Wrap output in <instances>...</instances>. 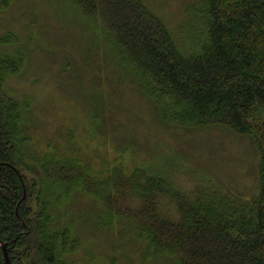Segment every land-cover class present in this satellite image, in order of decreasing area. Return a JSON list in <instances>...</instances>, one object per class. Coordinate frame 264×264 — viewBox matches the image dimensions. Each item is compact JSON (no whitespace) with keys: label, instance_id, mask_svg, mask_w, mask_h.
<instances>
[{"label":"trees","instance_id":"obj_1","mask_svg":"<svg viewBox=\"0 0 264 264\" xmlns=\"http://www.w3.org/2000/svg\"><path fill=\"white\" fill-rule=\"evenodd\" d=\"M69 1L162 122L191 132L225 126L251 136L258 191L247 201L244 190L198 162L192 171L204 183L186 191L142 164L97 170L77 154H36L37 126L26 123L33 96L19 98L8 87L28 65L26 46L16 29L8 30L0 33V240L8 242L11 264H78L70 257L82 249L80 233L56 221L57 210L78 195L99 203L101 229L122 226L123 253H140L146 264H264V0H193L183 42L144 0ZM13 2L0 0L1 16ZM21 46L26 55L17 51ZM76 48L82 51L81 67L72 59L78 81L86 73L96 80L101 53L84 38ZM62 72L70 74L65 65ZM163 194L178 201L176 217L163 213ZM125 196L135 197V205L124 204ZM0 264H6L1 245Z\"/></svg>","mask_w":264,"mask_h":264},{"label":"rangeland","instance_id":"obj_2","mask_svg":"<svg viewBox=\"0 0 264 264\" xmlns=\"http://www.w3.org/2000/svg\"><path fill=\"white\" fill-rule=\"evenodd\" d=\"M144 1L183 42L186 5L193 0ZM11 7L0 15V33L16 29L25 43L28 65L9 80L8 87L19 98L33 96L34 109L26 123L37 126L32 134L36 154L44 149L77 154L97 170L115 163L127 169L142 164L178 181L186 191L204 183L205 178L199 180L192 171L198 162L233 190H244L245 200L255 197L257 156L251 136L225 126L191 132L162 122L156 106L111 59L101 35L69 0H14ZM81 38L95 45L103 58L97 79L86 73L83 83L72 62L75 56L81 67L82 51L76 48ZM191 42L195 43L194 37ZM17 51L26 55L22 46ZM64 65L70 74H62ZM121 201L135 205V197ZM159 203L165 215L176 217L175 198L163 194ZM56 218L60 226H71L82 237V249L70 257L78 264H109L110 259L116 264H146L140 253H123L127 242L121 225L111 226L112 231L100 228L105 218L93 199L78 195L57 210Z\"/></svg>","mask_w":264,"mask_h":264},{"label":"water","instance_id":"obj_3","mask_svg":"<svg viewBox=\"0 0 264 264\" xmlns=\"http://www.w3.org/2000/svg\"><path fill=\"white\" fill-rule=\"evenodd\" d=\"M24 198H25V195H24ZM0 245H1L3 253H4L5 263L11 264V260L9 257V251H8V242H3L2 240H0Z\"/></svg>","mask_w":264,"mask_h":264}]
</instances>
